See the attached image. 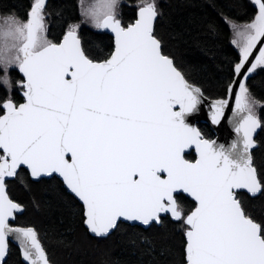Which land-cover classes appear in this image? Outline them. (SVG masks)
<instances>
[{"label": "snow or ice", "instance_id": "6c2138e0", "mask_svg": "<svg viewBox=\"0 0 264 264\" xmlns=\"http://www.w3.org/2000/svg\"><path fill=\"white\" fill-rule=\"evenodd\" d=\"M118 0H97L83 15L95 29L114 35L107 58L93 57L71 24L62 42L47 36L45 0H35L27 21L0 16V83L18 68L24 103L11 97L0 115V262L9 237L19 241L27 264H54L36 227L13 226L23 205L8 193L7 178L22 167L39 180L58 174L71 193L74 216L106 238L122 224L151 226L165 215L185 225L186 264H264V221L257 222L238 196L264 194V172L253 165V135L261 127L248 80L264 68V0L251 23L230 25L236 56L225 97L210 105L221 124L235 99L238 136L230 147L206 138L189 123L205 89L189 81L165 49L154 24L155 0L139 7L134 23H122ZM215 31V25H209ZM198 158L189 160L187 149ZM178 190L196 203L185 212Z\"/></svg>", "mask_w": 264, "mask_h": 264}, {"label": "trees", "instance_id": "16d2710c", "mask_svg": "<svg viewBox=\"0 0 264 264\" xmlns=\"http://www.w3.org/2000/svg\"><path fill=\"white\" fill-rule=\"evenodd\" d=\"M142 0H123L118 18L122 23H134ZM159 15L155 30L166 44V51L190 82L205 89L211 99L225 97L229 69L236 56L230 41L232 30L221 16L237 24H247L255 18L258 8L251 0H159ZM34 0H0V16L15 13L27 21ZM44 12L48 21V38L60 42L71 24H80L79 36L93 57L104 59L114 48V37L87 24H81L83 15L80 0H48ZM215 25V31L209 28ZM13 81L9 89L0 83V105L11 97L17 104L24 101L23 89L17 83L24 80L18 68L9 71ZM3 73L0 72V77ZM249 91L260 104L261 127L255 138L253 165L264 172V68H257L248 80ZM4 109L0 106V115ZM206 138L215 133L209 125L198 123ZM194 159V153L186 156ZM10 196L24 206L16 223L36 227L45 249L54 264H185V225L163 217V223L145 228L139 224H122L106 238L92 235L74 216L70 206L73 198L57 176L33 180L27 169L21 168L18 177L7 182ZM239 198L257 222L264 221V194L255 196L239 192ZM177 200L185 212L196 203L185 194ZM4 264H26L19 248L10 243Z\"/></svg>", "mask_w": 264, "mask_h": 264}, {"label": "water", "instance_id": "95a60500", "mask_svg": "<svg viewBox=\"0 0 264 264\" xmlns=\"http://www.w3.org/2000/svg\"><path fill=\"white\" fill-rule=\"evenodd\" d=\"M47 1L48 0H45V5H46V3H47ZM137 18H138V13H137ZM156 22V21H155ZM154 26H155V24H154ZM111 34V33H110ZM112 36L114 37V35L112 34ZM60 42H62V41H60ZM22 74V73H21ZM23 75V74H22ZM24 77V76H23ZM22 95H23V92H22ZM205 95V94H204ZM23 98H24V96H23ZM215 101V99H211V98H209V97H207L206 95H205V99L202 101V104H201V106H200V108H199V110L198 111H196L195 113H192L191 115H190V118H189V123H191V124H193L194 126H196V127H198V123H204V124H207V125H209L210 126V128L213 130V132L215 133V137L212 139V140H216L217 141V143H219V144H223L226 148L227 147H230V145H231V143L234 141V140H237L238 139V136H237V134H236V132H235V124H236V120H238V117L235 115V112H234V109H235V99H234V97L230 100V104H229V108H228V110H227V112H226V115H225V118L222 120V122H221V124H219V125H215V124H213L212 123V121H211V110H210V105H211V103H213ZM25 102V98H24V101L23 102H21V103H24ZM4 114V113H3ZM2 114V115H3ZM260 119V118H259ZM199 128V127H198ZM259 129L260 128H258L257 130H256V132L254 133V135H253V139L255 140V138H256V136H257V134H258V131H259ZM257 146V142H256V140H255V145H254V147L251 149V155H252V152H253V149L255 148ZM194 153V155H195V158L194 159H189V160H195V159H197L198 158V154H197V152H196V150H195V148L193 147V148H190V149H187L186 150V153H185V156H187L188 154H190V153ZM187 158V157H186ZM188 159V158H187ZM22 168H24V167H22ZM25 169H27V168H25ZM28 170V169H27ZM18 172H19V170H18ZM28 172L30 173V171L28 170ZM54 176H57L58 178H60L61 179V181L63 182V180H62V177H60L58 174H53L51 177H54ZM51 177H45V178H51ZM12 179H14V178H7L6 179V183L8 182V181H10V180H12ZM33 180H36V179H34V178H32ZM42 179V178H41ZM41 179H39V180H41ZM65 186V185H64ZM66 187V186H65ZM241 191H243V192H247V193H249L246 189H241V190H239V192H241ZM238 192V193H239ZM8 193H9V190H8ZM185 194V195H187V196H189L191 199H193L194 200V198H192L189 194H187V193H184V192H182V191H179L178 190V194ZM177 194V195H178ZM250 194V193H249ZM257 194H259V193H257ZM257 194H255V195H257ZM10 195V194H9ZM252 195V194H251ZM255 195H253V196H255ZM11 197V196H10ZM12 198V197H11ZM13 199V198H12ZM16 201V200H15ZM17 202V201H16ZM18 203V202H17ZM24 212V206H23V208L21 209V210H18L17 211V213H16V215H15V218H14V220H10V223H12L13 224V226H20V227H33V226H21V225H18L17 223H16V218H17V215H20V214H22ZM166 216V215H165ZM140 225V224H139ZM141 226H143V225H141ZM143 227H145V228H147V227H149V226H143ZM114 231V230H113ZM112 231V232H113ZM90 232V231H89ZM111 232V233H112ZM91 233V232H90ZM92 234V233H91ZM92 235H94V234H92ZM94 236H96V235H94ZM8 243H9V249H10V243H13L14 245H16L18 248H19V250H20V252H21V256H22V260L27 264V262H26V260L23 258V255H22V249H21V247H20V244H19V241L17 240V239H15V238H13V237H9V241H8ZM41 243L43 244V242L41 241ZM44 245V244H43ZM45 247V246H44ZM47 251V250H46ZM8 254H9V251H8V253L6 254V256H5V259H4V261H2V262H0V264H4L5 263V261L7 260V257H8ZM186 264V263H185Z\"/></svg>", "mask_w": 264, "mask_h": 264}, {"label": "rangeland", "instance_id": "374dc122", "mask_svg": "<svg viewBox=\"0 0 264 264\" xmlns=\"http://www.w3.org/2000/svg\"><path fill=\"white\" fill-rule=\"evenodd\" d=\"M159 0H155V2L157 3ZM252 2H253V4L255 5V0H251ZM97 2V0H80V10H81V13H82V15H83V12H82V9H83V7L84 6H91V5H93V4H95ZM123 2V0H118V5H117V9H116V11H117V13H118V15H119V10H120V5H121V3ZM148 2H151V0H142L141 2H139L138 3V5H139V7L140 6H143V5H145L146 3H148ZM34 3H35V0H34ZM44 16H45V22H46V24H47V27H49V25H48V21H47V15L45 14V12H44ZM26 22V21H25ZM81 24H87V25H89V26H91V27H93L94 28V26L92 25V23H91V21L90 20H87L85 17H84V15H83V18H82V23ZM80 25V24H79ZM240 25H243V24H240ZM232 30V29H231ZM47 36H48V32H47ZM233 39V32H232V38H231V40ZM11 69H13V68H11ZM10 69V70H11ZM9 70V71H10ZM3 75H4V73H3ZM8 76H9V78H10V73L8 72ZM259 107H260V104L259 103H257L256 104V115L258 116V118H259ZM182 225H183V227H184V224L182 223Z\"/></svg>", "mask_w": 264, "mask_h": 264}]
</instances>
